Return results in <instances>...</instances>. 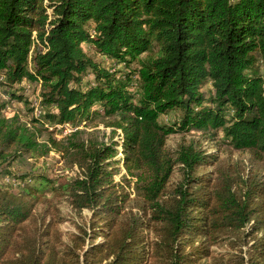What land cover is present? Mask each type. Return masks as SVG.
I'll use <instances>...</instances> for the list:
<instances>
[{
	"label": "trees",
	"instance_id": "trees-1",
	"mask_svg": "<svg viewBox=\"0 0 264 264\" xmlns=\"http://www.w3.org/2000/svg\"><path fill=\"white\" fill-rule=\"evenodd\" d=\"M260 68L264 0H0L3 84L37 83L45 109L23 121L0 99V178L17 182H0V264H264V169L220 166L211 179L199 169L214 157L197 140L165 144L219 131L264 166ZM172 111L173 124L159 121ZM45 122L83 124L56 138ZM50 152L76 172L10 169ZM62 202L90 211L68 236Z\"/></svg>",
	"mask_w": 264,
	"mask_h": 264
},
{
	"label": "rangeland",
	"instance_id": "rangeland-1",
	"mask_svg": "<svg viewBox=\"0 0 264 264\" xmlns=\"http://www.w3.org/2000/svg\"><path fill=\"white\" fill-rule=\"evenodd\" d=\"M87 50V55L91 56L94 61L99 63L101 66L106 67H114L115 69H121L127 71V68H123V64H113L110 60H104L103 58L94 51L92 46L85 47ZM133 67L134 63L131 64ZM261 73L264 75V70L261 69ZM3 81H0V99L1 101L5 102V109L3 110L4 113H16L23 121H30L32 116V107L31 102L34 101L36 92L39 89V85L33 81H25L24 83L20 84L17 83L13 86L4 85ZM86 82V77L83 80V83ZM202 90L206 91L207 93H210L211 90V84L210 82H206L205 85L201 88ZM8 92H14L16 96H20V99L18 100L17 97L10 98L8 95ZM27 101H31L28 103ZM179 113L178 112H169L167 114L161 115L159 117V121L161 123H168L173 124L175 120H177ZM98 119H95V122H97ZM95 122H88L95 123ZM83 123H80L79 125H82ZM90 126V125H89ZM88 126V127H89ZM85 127H87L85 125ZM95 129H99L101 133H104L106 135L111 134L110 128L105 127L103 121L97 122V125L94 127ZM48 129V128H47ZM87 130H90L89 128H86ZM92 129V128H91ZM50 131V130H48ZM53 137H56L55 134L59 133L57 131H50ZM47 132L44 131L42 134L41 139H45L47 137ZM116 138V137H115ZM118 138V137H117ZM116 138V139H117ZM190 140H197L201 146V148L209 154H212L214 157L212 162L209 165H204L199 169V173H204V177H209L213 179L216 177V172L218 167H226V168H233L236 167L239 172L247 173L252 168L254 170H257L259 172H262L264 169V166L261 162L257 163V160L254 156V154L248 150H238L233 148L229 142L221 137V133L218 131V133L211 138L208 136L197 134L194 132H191L189 130L186 131H179L173 134H170L166 141V147L173 150L175 149L180 143L189 142ZM117 159L121 158V154H118ZM119 173L115 175V179L119 180L121 179V175L125 174V170L122 167V161H119ZM11 171L15 174V176L25 173V174H39L43 173L50 179H56V177H59V175L63 174H69L76 172L75 166L71 168H65L64 163L62 162L60 156L56 152H50L48 155L39 157V158H27L22 161H12ZM180 178L179 170L176 168L173 176L172 181H177ZM0 182L5 184H10L15 187V184H17L16 179L14 177H8L5 176L3 178H0ZM129 191L131 189L129 188ZM44 194L47 196L50 195L49 191H44ZM57 207L60 209V215L63 221L58 225L59 229L63 232L65 236H68L71 232L76 231L75 226L77 224H82L84 221H87L90 216V211L83 210L81 213H76L70 209V207L65 203H59L57 204ZM99 238L98 240H100ZM226 245L222 246H214L212 247L213 253H226ZM245 250V247L243 248Z\"/></svg>",
	"mask_w": 264,
	"mask_h": 264
},
{
	"label": "built area",
	"instance_id": "built-area-1",
	"mask_svg": "<svg viewBox=\"0 0 264 264\" xmlns=\"http://www.w3.org/2000/svg\"><path fill=\"white\" fill-rule=\"evenodd\" d=\"M4 80L3 76L0 75V81ZM32 107V116L34 118L42 117V115L45 112L44 107L40 103V96L38 94L35 95L34 101L31 102ZM45 126L50 131H57L59 133H56V138H62L69 133L77 130L78 128H81V125L73 124L70 122H64V123H50L45 122Z\"/></svg>",
	"mask_w": 264,
	"mask_h": 264
}]
</instances>
